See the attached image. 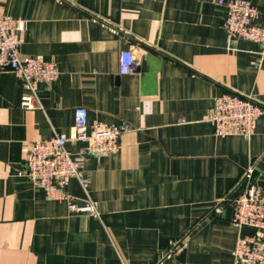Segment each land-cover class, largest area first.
<instances>
[{
    "label": "crops",
    "instance_id": "obj_1",
    "mask_svg": "<svg viewBox=\"0 0 264 264\" xmlns=\"http://www.w3.org/2000/svg\"><path fill=\"white\" fill-rule=\"evenodd\" d=\"M0 11L18 20L21 55L59 72L37 82L41 108L24 109L22 80L0 69V264H233L238 236L253 230L231 223L232 199L249 168L264 187V115L249 138L215 135L209 116L222 93L264 107V48L226 33L218 0H0ZM129 48L136 64L121 74ZM77 106L88 131L127 126L118 152L83 155L99 218L24 172L34 140L64 134L80 153ZM66 191L85 196L76 178Z\"/></svg>",
    "mask_w": 264,
    "mask_h": 264
},
{
    "label": "built area",
    "instance_id": "obj_2",
    "mask_svg": "<svg viewBox=\"0 0 264 264\" xmlns=\"http://www.w3.org/2000/svg\"><path fill=\"white\" fill-rule=\"evenodd\" d=\"M226 8L222 27L232 38H242L260 44L264 48V8L249 0H218ZM18 20L0 11V69L9 67L23 82L27 93L20 105L24 109L41 108L37 97V82H50L57 78L58 69L53 61L45 62L33 56H23L19 51L20 41L16 37ZM131 57L127 65L133 70L136 56L133 49H124L119 54ZM128 72V73H129ZM264 115V107L249 97L236 93H222L213 98L209 121L217 136L237 135L249 138L255 121ZM74 141L84 142L79 154L67 148L68 137L55 133L49 138L38 139L28 144L24 157V172L27 178L40 186L49 198L65 202L71 212L89 213L100 217L97 203L88 195V180L83 171V155H111L119 151L125 125L103 126L94 124L87 130V109L77 106L73 111ZM180 121H184L181 118ZM71 178H76L85 192L77 200L66 191ZM242 189L232 199L231 223L237 227H250L253 231L238 236L231 250L233 264H264V187L252 179V168L244 177ZM216 212L219 211L215 208Z\"/></svg>",
    "mask_w": 264,
    "mask_h": 264
},
{
    "label": "clouds",
    "instance_id": "obj_3",
    "mask_svg": "<svg viewBox=\"0 0 264 264\" xmlns=\"http://www.w3.org/2000/svg\"><path fill=\"white\" fill-rule=\"evenodd\" d=\"M131 62V57H128L126 54L121 56V74H127L130 69L128 68V64Z\"/></svg>",
    "mask_w": 264,
    "mask_h": 264
}]
</instances>
